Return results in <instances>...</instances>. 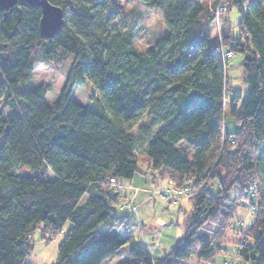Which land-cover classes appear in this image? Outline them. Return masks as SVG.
<instances>
[{
  "label": "trees",
  "instance_id": "obj_1",
  "mask_svg": "<svg viewBox=\"0 0 264 264\" xmlns=\"http://www.w3.org/2000/svg\"><path fill=\"white\" fill-rule=\"evenodd\" d=\"M47 1L63 13L50 40L40 36L39 8L19 0L0 9V264H26L34 231L55 235L66 222L55 264H102L122 246L128 260L116 264H167L130 237L108 236L127 223L117 215L118 180L139 173L136 148L143 175L191 189L174 258L208 259L235 208L248 212L230 204L252 189L253 220L236 251L264 264V0H137L167 29L144 52L113 23L111 0ZM218 6L235 8L240 21L232 35L223 14L216 44ZM56 48L72 59L59 91L32 65L34 49L51 57ZM227 53L241 55L247 86L239 108L229 102L235 129L224 123ZM83 85L96 93L93 108L72 99Z\"/></svg>",
  "mask_w": 264,
  "mask_h": 264
},
{
  "label": "rangeland",
  "instance_id": "obj_2",
  "mask_svg": "<svg viewBox=\"0 0 264 264\" xmlns=\"http://www.w3.org/2000/svg\"><path fill=\"white\" fill-rule=\"evenodd\" d=\"M195 1L205 6L210 4V0ZM108 12L116 27L129 29L133 32V45L140 52H144L154 41L167 35V29L159 11H148L137 0H111ZM225 12L226 8L217 7L215 14L218 22L215 20L216 23L209 29V36L216 44L219 43V37L222 35L221 21L223 22L225 19L223 14L227 17L230 33L237 34V25L240 21L238 11L229 6L227 13ZM61 52L56 48L55 55L46 57L39 50L34 49L32 59L34 77L57 91L62 89L72 62L69 55H64ZM226 58L228 61L225 67L227 85L224 99V123L226 129H235L236 121L230 114L229 102L233 98L232 102L239 108L242 98L247 94V86L242 73L241 55L231 54ZM71 96L74 101L93 108L91 99L96 96V93L91 85H83L74 87ZM139 124L132 131L134 135L137 133ZM135 151L138 157L137 169L139 173L131 180H118V189L122 200L121 204L117 206V215L126 217L128 222L108 232V236L130 237L139 245L147 246L150 249L151 257L164 260L167 264H246L237 256L236 247L240 243L241 232L247 231L253 219L241 206L235 208L233 221L230 223L222 243L214 242L212 244L213 252L208 259H202L197 254L184 260L172 256V252L185 236L183 217L190 210L189 199L182 198L178 205H172L163 199L161 195L168 190V182L145 177L143 175L146 171L145 157L141 153V148H136ZM25 171L24 169L20 170V172ZM47 177L52 178L50 172H47ZM122 202L124 203L122 204ZM130 203L134 208L133 211L126 208V205ZM69 228L70 223L66 222L62 232L59 231L55 235L50 232L45 233L41 229L35 230L30 236L32 249L26 264H55L63 233ZM211 229L213 228L211 227ZM201 232V236H206L207 231ZM126 260H128L127 246H122L118 254L102 264H116Z\"/></svg>",
  "mask_w": 264,
  "mask_h": 264
},
{
  "label": "water",
  "instance_id": "obj_3",
  "mask_svg": "<svg viewBox=\"0 0 264 264\" xmlns=\"http://www.w3.org/2000/svg\"><path fill=\"white\" fill-rule=\"evenodd\" d=\"M19 0H0V9L8 11ZM25 3L33 8H39L41 18L39 21L40 36L50 40L61 32L63 25V13L60 8L52 6L47 0H25Z\"/></svg>",
  "mask_w": 264,
  "mask_h": 264
},
{
  "label": "built area",
  "instance_id": "obj_4",
  "mask_svg": "<svg viewBox=\"0 0 264 264\" xmlns=\"http://www.w3.org/2000/svg\"><path fill=\"white\" fill-rule=\"evenodd\" d=\"M226 55L228 57L230 56L228 53L225 54V56ZM168 187H169L168 190L163 192L161 197L163 199H165L166 201H168L169 203H171L172 205H177L178 202L182 198L189 199L190 196H191V189L189 187L176 188L170 182H168ZM251 198H253V190L252 189L248 190L247 195H246L245 198H243L242 200H240L238 202L231 203L230 205L231 206H236L238 204H243L244 206H246L248 208L247 215H250L252 210H254V207L251 205ZM121 208H123V206H121ZM126 208H128V209H130L132 211L134 210V208L131 206V203L127 204ZM123 222H127V218H124Z\"/></svg>",
  "mask_w": 264,
  "mask_h": 264
},
{
  "label": "crops",
  "instance_id": "obj_5",
  "mask_svg": "<svg viewBox=\"0 0 264 264\" xmlns=\"http://www.w3.org/2000/svg\"><path fill=\"white\" fill-rule=\"evenodd\" d=\"M146 171H147V165H146ZM146 171H145V172H146ZM145 172H144V173H145ZM144 173H143V174H144ZM144 176H145V177H149V176H147V175H144ZM146 189H147V188H146ZM146 189H145V190H146ZM127 222H128V220H127ZM145 247L147 248L148 252L150 253V249H148L147 246H145Z\"/></svg>",
  "mask_w": 264,
  "mask_h": 264
}]
</instances>
